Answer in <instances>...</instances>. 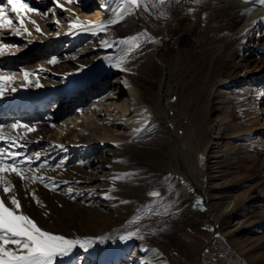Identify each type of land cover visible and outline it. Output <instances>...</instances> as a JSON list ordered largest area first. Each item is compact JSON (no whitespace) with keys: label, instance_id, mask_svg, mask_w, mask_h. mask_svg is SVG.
Here are the masks:
<instances>
[{"label":"bare ground","instance_id":"1","mask_svg":"<svg viewBox=\"0 0 264 264\" xmlns=\"http://www.w3.org/2000/svg\"><path fill=\"white\" fill-rule=\"evenodd\" d=\"M66 1L58 0L64 6L60 8L56 0H24L37 10L25 19L31 35L18 36L9 30L0 35L3 44L12 46L0 54V70L14 75V82L0 97V124L20 120L35 125L36 131L27 134L26 148L19 150L26 154L40 152L41 160L47 159L51 165L41 169L40 174L55 177L59 184L58 191L39 182L30 184L46 209L39 208L31 195L25 199L22 183L12 177L17 196L23 210L45 230L72 238H103L96 239L88 251L77 247L69 257H59L57 264H173L163 248L155 251L144 243L145 238L158 235L161 229V221H148L145 213L151 202H159L149 193L162 194L159 178L171 163L164 157L170 152L176 172L203 192V176H198L193 166L201 160L202 152L209 154L212 160L208 172L222 187L225 199L217 206L205 195L209 206L205 217L209 219L213 218V207L227 216L239 206L235 186L244 180V173L237 170L235 151L244 153L251 163L264 165V6L258 0H212V7L221 13L212 25L207 16L202 21L201 27L206 29L204 42L209 44L202 57L208 69L204 79L194 76L199 83L193 87V94L195 100H205L213 111L220 112L209 122L213 136L205 134L204 126H200L181 139L164 109L172 66L165 55L166 36L155 29L145 30L146 43H160L150 48L141 42L139 49L129 53V45L112 39L113 24L98 34L70 30V22L77 19L81 23L118 19L122 0H71L72 6ZM132 14L140 18V8ZM190 15L184 11L172 17L171 29ZM196 26L191 21L189 27ZM174 40L178 42L177 37ZM101 41L113 46L104 47ZM78 44L84 46L83 52L72 53ZM61 48H65L62 53ZM53 58L57 62L49 63ZM121 58L125 63L114 67ZM152 67L160 71L156 94L140 81L154 79ZM21 69L34 73L27 88L21 87ZM37 77L41 87L35 86ZM231 85L237 90V114L231 113ZM11 86L17 90L10 91ZM192 114L196 116L195 109ZM135 128L142 131L134 133ZM238 138L240 143L236 142ZM132 145L136 152L130 151ZM61 160L64 164L56 169L55 164ZM122 173L132 175L123 180L111 179ZM121 186L130 192H121ZM69 187L73 189L71 194L67 192ZM118 194L129 200L128 210L105 200L108 195ZM228 221L231 227L241 222L240 216ZM137 228L138 235L120 239Z\"/></svg>","mask_w":264,"mask_h":264},{"label":"rangeland","instance_id":"2","mask_svg":"<svg viewBox=\"0 0 264 264\" xmlns=\"http://www.w3.org/2000/svg\"><path fill=\"white\" fill-rule=\"evenodd\" d=\"M0 2L6 4L3 0ZM154 2L157 6H154ZM65 4L72 6L74 3L66 1ZM184 11L191 14L189 18L180 19L179 27L171 29V18ZM220 13L219 9L212 7V0H166L163 5H159L158 0H148L147 9L143 5L140 7V18L131 13L113 24L110 31L116 43L121 38L152 29L166 36V46H163L172 66L166 84L164 109L181 139L200 126H204L205 134L209 137L214 135L209 122H212L220 111H213L212 105L205 100H195L193 87L199 83L194 76L198 75L204 79L208 69V64L202 57L203 51L209 46L204 42L206 29L201 27L202 21L207 16L208 24L212 25L219 19ZM191 21L197 26L189 27ZM144 36L139 35L138 43H146ZM174 37L178 38L177 43ZM159 43L157 40L146 44L150 47ZM83 48L82 44H78L71 52L81 54ZM64 49H60L61 53ZM194 70H197V73ZM152 73L154 79L142 78L140 81L142 84L147 83L152 93L156 94L160 71L152 67ZM233 87L231 85L228 88L232 93L231 113L237 114L238 95ZM53 103L49 109L53 108ZM194 109L196 116L192 114ZM241 141L238 138L236 142ZM130 151L136 152L137 149L132 145ZM169 154L171 155L170 152ZM169 154L164 159L171 163L166 165L159 178L160 187L163 189L157 198L159 202H151L147 207L148 211H143L144 213L147 211L145 215L148 221L154 219L157 222L161 221L158 227L161 228L160 233L151 234L145 238L144 243L149 244L155 251L163 248L164 254H167L173 264H264V165L257 164V161L251 163L248 156L239 150L235 151L237 170L239 174L244 173V180L236 182L238 184L235 186L239 191L236 198L239 206L234 214L227 216L212 206L213 218L209 219L208 216L205 217L209 207L205 195L210 197L212 203L217 202V206L224 204L225 201L221 196V192H224L222 187L215 183V178L208 172L212 160L209 154L202 152L201 160L193 166L196 174L203 176V192L197 191L176 172L175 160ZM115 190L116 185L113 186V191ZM120 191L126 194L130 192L124 186L120 187ZM122 195L118 194L115 197L108 195L111 198L105 197V200L108 203L114 202L117 208L128 210L129 203H120L128 200L121 198ZM168 216L171 217L170 220H167ZM234 216H240L241 222L231 227L228 220H233ZM147 232L150 233L149 230Z\"/></svg>","mask_w":264,"mask_h":264},{"label":"snow or ice","instance_id":"3","mask_svg":"<svg viewBox=\"0 0 264 264\" xmlns=\"http://www.w3.org/2000/svg\"><path fill=\"white\" fill-rule=\"evenodd\" d=\"M56 2L58 7H64L58 4V0ZM68 2H71V0H68ZM165 2L166 0H158L159 5H163ZM258 2L261 6H264V0H258ZM142 5L147 9L148 0H122V8L118 14V19L109 20L107 23L104 21L81 23L77 19L70 22V30L78 29L98 34L105 31L109 25L122 20L125 15L139 9ZM8 6H10L11 14L15 16V23L9 16ZM154 6H157L155 2ZM36 11L35 8L30 7L24 0H6V4L0 2V35L5 30H9L12 34L18 36L24 34L31 35L25 26V19L29 13ZM161 15L163 16L164 13H161ZM29 22L35 24V21L29 20ZM36 30L40 31L38 27ZM139 35H146V33L121 38L118 43L129 45L128 52L131 53L133 50L141 47V44L138 43ZM101 44L104 47L113 46L108 41H101ZM10 47L12 46L3 44L0 41V54H3L5 49ZM56 62L55 58L49 61L52 64ZM123 63H125V60L121 58L113 66L120 68ZM80 67L83 68L84 66L81 65ZM123 70L128 71L129 69L125 68ZM21 71L23 72L24 80L21 87L27 88L31 83L29 77L34 75V73H30L24 69H21ZM40 71H43V69ZM13 82L14 75L6 74L0 70V97L5 95L9 84ZM35 86H42L38 77L35 81ZM16 90L15 86L10 87V91L15 92ZM6 128L8 131H5ZM34 131H36L35 125L22 123L20 120H16L10 125L0 124V264H57L59 257H69L77 247L88 251L96 239H103L88 236L72 238L45 230L42 226L38 225L33 217L23 210L12 177L17 178L22 183V187L26 191L25 199H27L28 195H31L35 204L42 209H46V205L36 195V190L30 188V184L39 182L51 191L59 190V184L55 177L40 174L41 169L51 167L49 161L47 159L41 160L42 154L40 152L26 154L19 150L26 148L27 134ZM140 131H142L141 128L133 129L134 133H139ZM59 147L63 148V145H59ZM38 161L39 163L37 164ZM63 164L64 161L61 160L54 167L60 169ZM131 175L130 173L115 174L111 179L113 181L123 180L129 178ZM63 183L68 182L64 181ZM67 192L71 194L73 189L69 187ZM149 195L158 197L160 193L153 191ZM72 198L75 199L74 196ZM120 203H129V201H120ZM44 215L48 216L49 213L45 211ZM138 234L139 229L137 228L135 232H129L127 237L121 236L120 239L130 238Z\"/></svg>","mask_w":264,"mask_h":264}]
</instances>
